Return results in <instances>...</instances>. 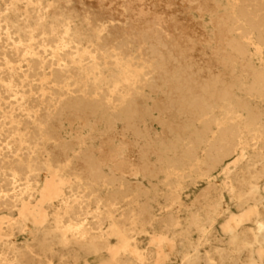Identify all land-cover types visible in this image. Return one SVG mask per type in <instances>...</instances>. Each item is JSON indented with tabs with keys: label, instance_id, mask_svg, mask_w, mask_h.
<instances>
[{
	"label": "bare ground",
	"instance_id": "obj_1",
	"mask_svg": "<svg viewBox=\"0 0 264 264\" xmlns=\"http://www.w3.org/2000/svg\"><path fill=\"white\" fill-rule=\"evenodd\" d=\"M81 263L264 264V0H0V264Z\"/></svg>",
	"mask_w": 264,
	"mask_h": 264
},
{
	"label": "rangeland",
	"instance_id": "obj_2",
	"mask_svg": "<svg viewBox=\"0 0 264 264\" xmlns=\"http://www.w3.org/2000/svg\"><path fill=\"white\" fill-rule=\"evenodd\" d=\"M30 228L32 229V231L34 232V233H37L36 232V229L34 228V226L32 225V224H30ZM18 238H20L21 240H23V237L22 236H19ZM32 242V241H31ZM92 263H93V261H91ZM81 264H83V263H81ZM85 264V263H84Z\"/></svg>",
	"mask_w": 264,
	"mask_h": 264
}]
</instances>
